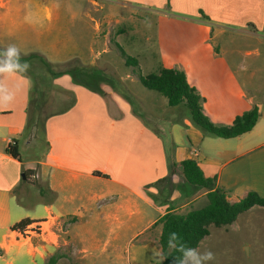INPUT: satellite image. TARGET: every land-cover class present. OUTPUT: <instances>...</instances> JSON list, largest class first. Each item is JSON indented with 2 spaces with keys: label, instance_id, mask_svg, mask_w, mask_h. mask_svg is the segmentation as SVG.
Wrapping results in <instances>:
<instances>
[{
  "label": "crops",
  "instance_id": "crops-1",
  "mask_svg": "<svg viewBox=\"0 0 264 264\" xmlns=\"http://www.w3.org/2000/svg\"><path fill=\"white\" fill-rule=\"evenodd\" d=\"M65 1L0 0V49L9 44L23 49L44 40L63 43L60 36L66 43L85 44L92 22L94 28L99 26L91 9L106 7L197 22L211 27L218 38L243 34L264 45V0ZM44 29L51 35L42 39ZM253 53L214 45L213 52L197 55L194 63V75L208 78H202L201 85L188 81L213 125L232 124L256 107L259 118L249 132L232 139L214 138L189 127L185 115L166 120L174 135L182 127L190 128L186 138L191 148L183 157L173 155L171 164L193 160L205 178L215 179L230 203L249 192L264 197V67L252 68L256 58L264 63V52ZM228 55L240 56L242 62L234 67ZM255 77H261L260 84L252 83ZM57 80L74 94L75 103L46 121L43 141L34 133L22 136L30 79L21 75L8 81L17 92L10 106L0 108V264H44L58 250L63 252L57 264L162 261L157 221L169 207H157L151 196L157 194L153 185L167 178L171 168L163 138L122 98L108 101L107 96L73 84L69 76ZM14 141L18 159L6 152ZM176 148L173 142L174 154ZM24 171H29L27 180ZM205 194L180 208L207 202ZM254 208L258 207L248 211ZM177 209L173 211L179 213ZM23 219L32 222L29 228L47 230L46 237L11 229Z\"/></svg>",
  "mask_w": 264,
  "mask_h": 264
},
{
  "label": "rangeland",
  "instance_id": "rangeland-1",
  "mask_svg": "<svg viewBox=\"0 0 264 264\" xmlns=\"http://www.w3.org/2000/svg\"><path fill=\"white\" fill-rule=\"evenodd\" d=\"M40 1L47 4L66 2L65 0H35V2ZM91 5L94 4L91 3ZM90 15L92 19L99 21V26L94 28L92 22L87 43H66L65 36L59 37L60 41H64L63 43L47 42L46 40L44 43H28L23 49H20L22 58L39 55L49 65L53 73L73 70L78 66L93 67V69L99 70L101 78H90L88 85L93 89L107 92L108 101H111L114 96L121 98L114 91V85L111 83V81L119 82L120 87L116 86L117 90L125 89L132 99L133 105L122 99L163 138L170 165H172L170 158H173V155L175 158L183 157L184 152L190 147L186 138L189 127L201 130L194 126L186 115V119L190 123L189 127L180 128L182 130L175 135L173 132L170 133L171 128L166 120L179 116L183 119V110L168 107L166 98L155 91L144 88L138 82L137 76L157 74L161 69L170 68L184 72L187 81L192 85H201V79L208 77L194 75L196 70L194 63L197 55L213 52L214 45L220 44L224 51H235L242 54L247 51L264 52V45L255 39H245L243 34L218 38L211 32V27H201L197 22H187L179 18H163L130 8L113 11L108 7L97 11L92 8ZM48 30L44 29L42 39L51 35ZM120 50L124 51L127 56L136 59L138 65L132 66L125 63ZM228 58L234 67L237 63L242 62L240 56L228 55ZM253 58L255 56L251 57V59ZM198 62L201 61L198 60ZM263 67L262 60L256 58L252 68ZM26 74L31 85L35 81L41 89L46 92L50 91L49 102L56 99L55 96L62 92L61 94L66 95L64 98L67 99L64 102L58 100L56 104L59 107L69 103L70 94L62 91L63 88L57 80L58 77L51 76L39 61H33ZM254 79L252 83H261V77ZM230 125L231 123L224 121L223 124L216 123L214 126ZM34 134L36 139L43 141L42 132L37 131ZM173 142L177 143L175 154L173 153ZM193 146L196 148V145ZM171 167L175 173L173 177L156 185L157 194L154 196V201L157 203V207L179 208L177 211L183 214L207 203L204 200H198L193 205L180 208L185 202L201 196L205 191L188 186L183 179L180 166ZM161 210L163 211L164 208ZM155 235L156 232H153L152 236ZM197 249L201 253L206 250L214 253L215 259L209 264H264V208H254L239 215L230 226L219 228L210 226L209 235L201 241ZM56 252L62 253L63 250ZM64 252L70 254L69 251Z\"/></svg>",
  "mask_w": 264,
  "mask_h": 264
},
{
  "label": "trees",
  "instance_id": "trees-1",
  "mask_svg": "<svg viewBox=\"0 0 264 264\" xmlns=\"http://www.w3.org/2000/svg\"><path fill=\"white\" fill-rule=\"evenodd\" d=\"M121 56L125 59V63L132 66H137V60L127 56L124 51L120 50ZM26 61L29 65L32 62L39 61L48 70V73L53 77H61L68 75L75 85L83 86L88 90L106 98L105 91L93 89L88 85L89 79H100L98 71L93 67L86 68L78 66L73 70H65L53 73L49 65L39 55H32L22 58V62ZM90 72V74H88ZM28 78L27 74H21ZM138 82L147 90L155 91L167 100L168 107L178 108L183 110V115H187L194 126L199 128L204 136L232 139L244 133L249 132L259 118V113L256 107L249 112L243 113L234 118L230 126L216 127L214 126L202 112L201 99L195 88L190 86L184 72L176 69L164 68L157 74H149L147 76H137ZM114 85L112 88L118 93L121 98L133 105L132 99L125 92V89L117 90L119 82L111 81ZM120 87V86H119ZM123 88V87H121ZM70 94L69 103L59 106L56 104L59 101L64 102V94H57L56 99L49 102V92L41 89L39 84L34 81L31 85L28 104L26 107V124L22 132V136L40 131L44 133L46 121L55 115L63 114L68 111L75 103L74 94L67 90H62ZM64 98V99H63ZM55 103V105H54ZM57 107V108H55ZM6 152L14 159L19 158L18 143L14 141L6 148ZM171 166H175L172 164ZM181 174L185 183L188 186L203 189L206 194L207 203L199 209H193L183 214L173 211L169 208L167 212L157 221L161 225V233L159 236V246L162 255V261L152 264H177V259L182 255L177 250L180 245L189 248H198L204 238L209 235V227L216 228L230 226L233 224L239 215L247 212L253 207L264 208V197H260L255 192H249L245 197L238 202L230 203L227 199L226 192L216 187L215 179L205 178L197 164L193 160H184L180 163ZM174 174L171 167L169 176ZM25 180L28 179L29 171L23 173ZM165 178L164 180L168 179ZM162 180V181H164ZM154 184L153 186H156ZM212 186L211 189L209 187ZM154 201V196H151ZM155 204H157L154 201ZM159 205V204H158ZM32 222L29 219H23L14 224L11 229L14 231H23L25 227ZM176 233L177 239L175 244L177 248L169 247L170 234ZM62 255L54 253L44 264H57ZM73 264V263H70Z\"/></svg>",
  "mask_w": 264,
  "mask_h": 264
},
{
  "label": "clouds",
  "instance_id": "clouds-1",
  "mask_svg": "<svg viewBox=\"0 0 264 264\" xmlns=\"http://www.w3.org/2000/svg\"><path fill=\"white\" fill-rule=\"evenodd\" d=\"M30 69L28 62H22L21 50L15 44H9L0 49V108L10 106L16 99L17 90L9 87L8 81L26 74ZM176 233L170 234L169 247L177 248L175 241ZM177 250L182 255L177 259V264H209L215 259L213 252L206 250L201 253L196 248L180 245Z\"/></svg>",
  "mask_w": 264,
  "mask_h": 264
},
{
  "label": "built area",
  "instance_id": "built-area-1",
  "mask_svg": "<svg viewBox=\"0 0 264 264\" xmlns=\"http://www.w3.org/2000/svg\"><path fill=\"white\" fill-rule=\"evenodd\" d=\"M25 231H30L29 233H36L38 235H43L44 237H46L47 235V230H43L40 226L35 228H29V226H27L23 231H17V232L24 233Z\"/></svg>",
  "mask_w": 264,
  "mask_h": 264
},
{
  "label": "water",
  "instance_id": "water-1",
  "mask_svg": "<svg viewBox=\"0 0 264 264\" xmlns=\"http://www.w3.org/2000/svg\"><path fill=\"white\" fill-rule=\"evenodd\" d=\"M22 177H23V179H24V176H23V175H22ZM211 188H212V186L209 187V189H211Z\"/></svg>",
  "mask_w": 264,
  "mask_h": 264
}]
</instances>
